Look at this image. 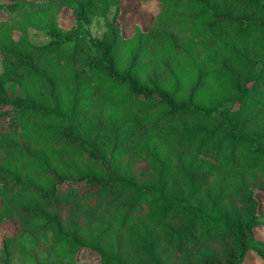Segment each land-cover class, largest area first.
Masks as SVG:
<instances>
[{
	"label": "trees",
	"instance_id": "16d2710c",
	"mask_svg": "<svg viewBox=\"0 0 264 264\" xmlns=\"http://www.w3.org/2000/svg\"><path fill=\"white\" fill-rule=\"evenodd\" d=\"M155 1L0 0V264H264V0Z\"/></svg>",
	"mask_w": 264,
	"mask_h": 264
},
{
	"label": "rangeland",
	"instance_id": "374dc122",
	"mask_svg": "<svg viewBox=\"0 0 264 264\" xmlns=\"http://www.w3.org/2000/svg\"><path fill=\"white\" fill-rule=\"evenodd\" d=\"M119 14L117 16L118 26L121 32V36L124 39L130 38L132 33L135 31V26H138L144 32L148 31L150 22L153 16H155L160 10V4L155 0H119ZM151 8V11H148ZM114 7L111 8L109 13L106 14L105 18L94 17L88 26L90 35L94 39H101L105 31V20H110L111 15L114 13ZM61 14L62 18L60 23L70 24L71 17L69 14ZM67 26V24H66ZM29 39L35 45H42L49 41V38L45 37L44 33L37 32L29 29ZM1 69V64H0ZM261 198V195H258ZM258 233V236L264 235V230ZM13 232V226L10 223L0 224V244L3 236L10 235ZM264 237V236H263ZM249 256L247 264H260L254 254ZM79 258L81 261H88L89 264H98V258L88 252L86 249L80 251Z\"/></svg>",
	"mask_w": 264,
	"mask_h": 264
},
{
	"label": "clouds",
	"instance_id": "9594fccd",
	"mask_svg": "<svg viewBox=\"0 0 264 264\" xmlns=\"http://www.w3.org/2000/svg\"><path fill=\"white\" fill-rule=\"evenodd\" d=\"M148 11H151V8H148Z\"/></svg>",
	"mask_w": 264,
	"mask_h": 264
}]
</instances>
